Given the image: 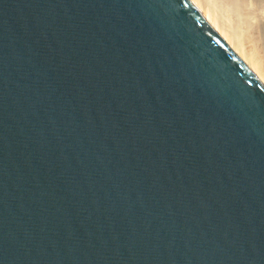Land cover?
Masks as SVG:
<instances>
[{
    "label": "water",
    "instance_id": "95a60500",
    "mask_svg": "<svg viewBox=\"0 0 264 264\" xmlns=\"http://www.w3.org/2000/svg\"><path fill=\"white\" fill-rule=\"evenodd\" d=\"M0 264H264V74L198 0H0Z\"/></svg>",
    "mask_w": 264,
    "mask_h": 264
},
{
    "label": "bare ground",
    "instance_id": "6f19581e",
    "mask_svg": "<svg viewBox=\"0 0 264 264\" xmlns=\"http://www.w3.org/2000/svg\"><path fill=\"white\" fill-rule=\"evenodd\" d=\"M264 74V0H198Z\"/></svg>",
    "mask_w": 264,
    "mask_h": 264
}]
</instances>
